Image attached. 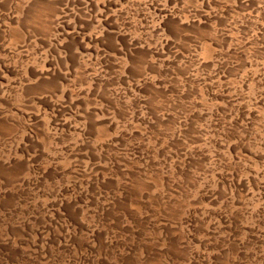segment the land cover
<instances>
[{"label": "rangeland", "instance_id": "1", "mask_svg": "<svg viewBox=\"0 0 264 264\" xmlns=\"http://www.w3.org/2000/svg\"><path fill=\"white\" fill-rule=\"evenodd\" d=\"M0 264H264V0H0Z\"/></svg>", "mask_w": 264, "mask_h": 264}]
</instances>
